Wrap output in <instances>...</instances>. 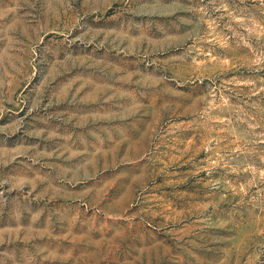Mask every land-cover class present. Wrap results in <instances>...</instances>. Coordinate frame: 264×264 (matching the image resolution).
<instances>
[{
    "label": "rangeland",
    "instance_id": "1",
    "mask_svg": "<svg viewBox=\"0 0 264 264\" xmlns=\"http://www.w3.org/2000/svg\"><path fill=\"white\" fill-rule=\"evenodd\" d=\"M0 264H264V0H0Z\"/></svg>",
    "mask_w": 264,
    "mask_h": 264
}]
</instances>
